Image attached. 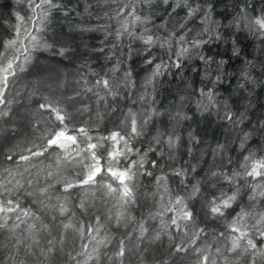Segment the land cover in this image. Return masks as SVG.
Segmentation results:
<instances>
[{
    "label": "snow or ice",
    "instance_id": "obj_1",
    "mask_svg": "<svg viewBox=\"0 0 264 264\" xmlns=\"http://www.w3.org/2000/svg\"><path fill=\"white\" fill-rule=\"evenodd\" d=\"M16 3L0 17V264H168L165 238L168 257L194 264H264V115L253 122L250 99L264 60L240 47L243 34L264 55V7L113 0L109 25L77 23L81 38L104 33L80 52L72 34H50L72 15L65 0ZM76 59L68 93L61 66ZM25 99L31 131L18 142ZM198 116L224 131L209 141L192 129Z\"/></svg>",
    "mask_w": 264,
    "mask_h": 264
},
{
    "label": "trees",
    "instance_id": "obj_2",
    "mask_svg": "<svg viewBox=\"0 0 264 264\" xmlns=\"http://www.w3.org/2000/svg\"><path fill=\"white\" fill-rule=\"evenodd\" d=\"M233 0H216V11L218 13H224L225 8H227L228 12L232 11L231 4ZM65 3L68 4L69 10L72 11V15L69 16L67 19L64 18L63 12L59 13L55 19V21L51 22L53 24V27L50 29V34L52 31L60 32L61 29L64 33L72 34L75 37V44L79 47L80 52H84L85 48L84 45L87 44L89 46H101V42L104 38V33L99 31H93V32H85L84 37L81 38L77 32H76V25L78 22H87V24L91 27H98V26H107L111 22L108 21L107 17L105 16L106 11H110V5L114 7L113 0H91L89 4V0H65ZM257 10L259 8L264 7V0H255ZM19 6L16 3V0H0V17H2L5 21L10 18V15L13 11H15ZM87 9V11H86ZM158 16H164L163 11H159L157 13ZM159 23V21H157ZM4 34V30L0 29V35ZM127 43V41H126ZM240 47L244 50L246 54H250L252 56L259 57V59L264 60V55H261L259 52L256 51V49L259 47L258 41L252 40L250 37H246L245 35H240ZM221 52L223 53V47L220 49L213 48L212 52L209 54H214L215 52ZM83 61L81 59L74 60L73 63L65 62L66 66H61V83L64 82L65 77L67 78L68 88L67 92L71 93L72 87L74 86V79L75 74L77 70L80 68ZM90 66H93L94 71L100 72L102 66L107 64V61L104 59L102 55L94 54V58L90 59L89 61ZM133 67L139 71L141 65L139 63V58L136 59V64L133 65ZM240 68V63L238 61H231L228 71L233 72L234 70H238ZM257 71H259V66H257ZM184 72L185 80L188 82H191V80L194 78V74L191 72L190 69L185 68ZM71 74V75H69ZM47 76V74H45ZM32 78H29L28 80L21 81L19 84L16 85L17 88L23 89L27 86L29 81ZM198 81V78H196ZM261 80H264V77H260ZM179 79L174 81L171 85H165V87H170L172 90H175L176 87L179 85ZM47 87H50L53 90H57L56 88V82L49 81L46 85ZM198 86V83H197ZM63 88H60L59 91H63ZM229 92H225L224 95L228 96L230 94ZM46 94V93H45ZM168 94L166 92H161V99H164L165 96ZM86 103L95 104L94 101L88 100L87 96L81 97ZM168 99H171L169 96ZM252 101V105L255 109V111L252 113V120L255 122V120L262 115H264V86L261 84H256L254 86L253 93L250 97ZM24 107H21L18 109L19 116L16 117L17 123L21 127L22 135L19 138L18 142H23L25 136L30 135V125L28 124L27 120L24 119L25 111L26 109L32 108V101L25 99L24 100ZM217 121L215 120V117H208L207 119L197 117V122L192 124V129L195 130L199 128L201 136L207 135L209 138V141L211 140V137L213 135V132L215 131V134L217 136H220L221 133L224 131L223 129L217 128ZM109 127H111V124H109ZM186 135V132H185ZM4 167H8V165L5 163ZM169 241L167 238L163 241V246L161 247V251L158 254L159 256H163L165 260L168 261V264H172V260H175V264H194V259L190 260L187 257L181 258V256H174V257H168L167 255V246ZM69 249L71 248V241H69L68 244ZM0 252H3V249H0ZM6 256L7 253H4ZM57 264H64L63 259H58ZM132 264H138V261L135 259V257L132 258Z\"/></svg>",
    "mask_w": 264,
    "mask_h": 264
}]
</instances>
